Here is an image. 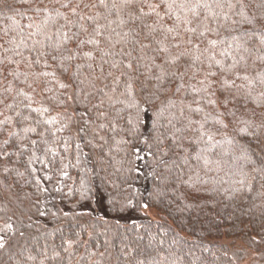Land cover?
<instances>
[{
  "label": "trees",
  "instance_id": "obj_1",
  "mask_svg": "<svg viewBox=\"0 0 264 264\" xmlns=\"http://www.w3.org/2000/svg\"><path fill=\"white\" fill-rule=\"evenodd\" d=\"M0 264H264V0H0Z\"/></svg>",
  "mask_w": 264,
  "mask_h": 264
},
{
  "label": "snow or ice",
  "instance_id": "obj_2",
  "mask_svg": "<svg viewBox=\"0 0 264 264\" xmlns=\"http://www.w3.org/2000/svg\"><path fill=\"white\" fill-rule=\"evenodd\" d=\"M32 131H34V129H32Z\"/></svg>",
  "mask_w": 264,
  "mask_h": 264
}]
</instances>
